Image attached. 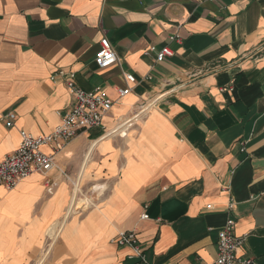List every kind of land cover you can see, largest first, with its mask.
I'll use <instances>...</instances> for the list:
<instances>
[{"label": "crops", "instance_id": "crops-1", "mask_svg": "<svg viewBox=\"0 0 264 264\" xmlns=\"http://www.w3.org/2000/svg\"><path fill=\"white\" fill-rule=\"evenodd\" d=\"M104 37L119 62L102 69ZM165 45L174 55L156 63L148 50ZM61 69L116 103L50 172L0 185V264H133L110 242L121 230L148 264H210L228 218L237 254L264 264V0H0V161L73 107ZM124 72L136 82L120 98Z\"/></svg>", "mask_w": 264, "mask_h": 264}, {"label": "built area", "instance_id": "built-area-1", "mask_svg": "<svg viewBox=\"0 0 264 264\" xmlns=\"http://www.w3.org/2000/svg\"><path fill=\"white\" fill-rule=\"evenodd\" d=\"M170 40L174 41L178 38L176 35H171ZM148 52L155 54L156 63L163 62L174 55V51L169 45L160 49L152 46ZM95 62L102 69L119 62L118 55L106 37L101 40V47L96 54ZM58 76L64 79L72 91L75 99L74 105L64 113L61 124L49 134L35 136L25 130L20 131L21 139L18 148L0 161V185H4L8 189L16 187L22 179L33 173L46 174L50 172L56 166L55 156L83 131L94 127L106 130L104 119L114 107L116 100L112 99L103 88L85 91L77 85L70 72L61 69L56 71L52 78ZM124 77L128 86L118 89L120 98L130 92L131 86L129 84L136 82L135 76L131 73L124 72ZM146 78L151 80L153 75L148 74ZM3 117L9 127L14 125L16 119L14 112H8ZM127 122H120L119 127H116L115 130ZM109 132L111 131L106 133ZM45 145L52 146L53 154L43 151L42 147ZM54 186L55 183H49L47 185L48 192L52 193ZM148 217L146 212L142 214L143 219ZM235 226V219L228 218L219 230L216 258L210 264H257L254 258L237 254V249L243 244L244 239L236 235ZM110 242L119 247L131 248L132 253L129 255V259H135L133 264H148L145 248L136 230H121ZM200 264L209 263L201 262Z\"/></svg>", "mask_w": 264, "mask_h": 264}, {"label": "rangeland", "instance_id": "rangeland-1", "mask_svg": "<svg viewBox=\"0 0 264 264\" xmlns=\"http://www.w3.org/2000/svg\"><path fill=\"white\" fill-rule=\"evenodd\" d=\"M81 193H83V190H82V189H81ZM84 193H85L87 196H83V195H81V197H82V198H85V199L89 198L88 196H92L93 194H95L94 191L91 190V187H84ZM90 199H91V198H90ZM91 200H92V199H91ZM91 207H92V205H88V204H84V203H83V206H82L81 208L78 209V212H77V213H79L80 210H87V209H90ZM77 213H71V214H69V213H67V211H66V214H65V215H66V218L64 219V223L61 224V225H59L58 229H56L54 233H51V234H50V238H51L53 241H56V240L58 239V237L61 235L62 231L64 230V228H65V226H66V224H67V221L69 220L68 218H69L71 215H73V214H77ZM53 241H52V243L50 244L49 249H50L51 246L53 245ZM43 263H44V259H43V260L41 259L40 264H43Z\"/></svg>", "mask_w": 264, "mask_h": 264}, {"label": "bare ground", "instance_id": "bare-ground-1", "mask_svg": "<svg viewBox=\"0 0 264 264\" xmlns=\"http://www.w3.org/2000/svg\"><path fill=\"white\" fill-rule=\"evenodd\" d=\"M118 131V130H117ZM109 133H111V132H109ZM79 204H82V202H80ZM78 205V204H77ZM71 209V208H70ZM71 211V210H70Z\"/></svg>", "mask_w": 264, "mask_h": 264}]
</instances>
